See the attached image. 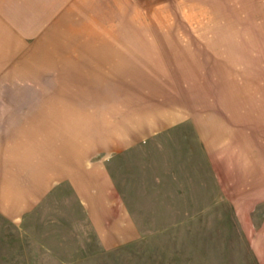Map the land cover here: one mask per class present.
<instances>
[{
	"label": "rangeland",
	"instance_id": "obj_1",
	"mask_svg": "<svg viewBox=\"0 0 264 264\" xmlns=\"http://www.w3.org/2000/svg\"><path fill=\"white\" fill-rule=\"evenodd\" d=\"M67 2L62 41L0 30V114L100 117L63 182L0 175L42 186L0 212V264H264V0Z\"/></svg>",
	"mask_w": 264,
	"mask_h": 264
},
{
	"label": "crops",
	"instance_id": "obj_2",
	"mask_svg": "<svg viewBox=\"0 0 264 264\" xmlns=\"http://www.w3.org/2000/svg\"><path fill=\"white\" fill-rule=\"evenodd\" d=\"M69 5L70 2L68 4L67 0H0V30H4L2 29L3 27L10 30L14 34L13 37L18 38L17 40L25 39L28 33L29 36L33 33V37L39 42L38 38L45 32L46 36L49 38L50 27L53 25L52 21L56 22L57 19H60V21L57 20L59 22L58 27L52 26L55 27L56 30L53 32L51 39L59 38L58 40L62 41L63 39L59 37V34H61L59 31H65L66 27L61 25L65 22L61 19L64 17V11H67L66 9L70 7ZM149 8L156 9L154 6H149ZM59 9H62V12L59 13ZM72 14L73 11H70L67 15L71 17ZM59 16L61 17L59 18ZM75 35L76 33H74V36ZM104 37L105 36L102 35L99 36L98 39L102 42ZM94 67L95 66L92 67V71L90 72H96L93 71ZM94 69H96V67ZM95 78L100 79L99 76ZM50 105L51 104L45 106V109H41V106V108L29 109V113L18 114L23 115V117H18L17 114L6 112L0 114V116H2L0 117V175L8 173L13 176L21 174L26 176L30 174L33 176L35 174L34 178L37 184L42 185L45 181V183L47 182L49 185L50 180L46 177L56 175L51 182H63L66 175V167L68 168L71 166V170L74 172V169L81 166V163H79L80 152L78 153V157L66 166L65 150L71 147L77 149L78 142V147H81L82 130H80V127H82V122L88 120V122L91 121L90 123H93L95 119H99L100 116L97 115L98 109H94V112L90 113L91 109L88 113L87 110L81 112L80 107L76 108L72 118L66 121L64 117V106L60 105L55 108L50 107ZM9 107H13V105L8 104V110H5H15ZM30 107H32V105H30ZM53 111H56V114ZM102 120L105 119H100L99 121L104 122ZM69 123L70 125H68ZM77 124H79V126L75 127L73 131H76L78 134V139L76 138V140L73 141L70 140V142L66 144V127H70L71 125L75 126ZM107 131L112 132L111 129ZM72 133L73 132H71V135ZM76 133L73 134L76 135ZM105 134L106 133H104V135ZM111 136L112 134L109 133L108 137ZM71 144L72 146L70 147ZM33 152H35V157L33 156ZM34 159L38 161L32 163ZM68 174H71V172ZM22 179L23 177L18 179L17 177L12 178L11 181L13 185L11 184L8 188L11 192L8 198L0 195V212L4 211L3 213L12 214L21 211L22 207L29 205V202L33 199V194L36 196L37 192L41 191L42 186H34L32 178L29 183H25L23 186V192L25 191L24 194L18 192L17 181L19 184H22L25 182L24 180L22 181ZM19 194L22 195L18 196Z\"/></svg>",
	"mask_w": 264,
	"mask_h": 264
},
{
	"label": "bare ground",
	"instance_id": "obj_3",
	"mask_svg": "<svg viewBox=\"0 0 264 264\" xmlns=\"http://www.w3.org/2000/svg\"><path fill=\"white\" fill-rule=\"evenodd\" d=\"M93 78L96 80V83H98V82H99L98 78H95V77H93Z\"/></svg>",
	"mask_w": 264,
	"mask_h": 264
}]
</instances>
